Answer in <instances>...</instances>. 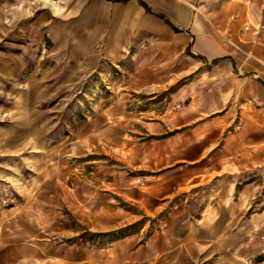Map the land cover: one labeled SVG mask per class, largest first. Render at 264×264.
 <instances>
[{"label":"crops","instance_id":"obj_1","mask_svg":"<svg viewBox=\"0 0 264 264\" xmlns=\"http://www.w3.org/2000/svg\"><path fill=\"white\" fill-rule=\"evenodd\" d=\"M4 1L0 0V156L5 160L16 156L24 165L21 152L40 151L48 144L41 130L45 111L37 106L46 90L44 63L38 55L43 48L42 30L54 49L48 76L57 75L59 53L78 55L81 61L75 70L96 76L129 72L142 58L141 84L163 76H184L186 68L196 67V160L212 147L217 129L234 124L235 113L240 116L219 152L224 155L220 160L224 170L216 175L196 168V187L219 175L226 181L220 186L203 185L196 190V202L190 204L197 214L193 264H264V0H62L58 10L51 4L38 16H29L27 24L22 10L17 11L16 29L5 20ZM26 54L32 55V67ZM123 58L127 60L122 65ZM233 63L242 76L215 75L218 68ZM202 65H209L207 74L200 73ZM234 95L240 98L237 106L232 105ZM119 108L116 101L102 113L119 114ZM220 109L224 122L215 116L200 122L202 113ZM106 121L102 120L101 129ZM101 133L97 143L106 142ZM45 156L31 183L18 179L23 165L6 166L10 176H5L17 183L18 197L27 194V199L0 205V264H67L66 259L45 257L35 243L44 238L40 225H50L56 216L60 172L64 179L70 178L59 169L58 156ZM216 158L210 156L209 161ZM166 241L162 239L159 253L147 249L145 259L171 253L170 240ZM133 253L128 257L134 259Z\"/></svg>","mask_w":264,"mask_h":264},{"label":"rangeland","instance_id":"obj_2","mask_svg":"<svg viewBox=\"0 0 264 264\" xmlns=\"http://www.w3.org/2000/svg\"><path fill=\"white\" fill-rule=\"evenodd\" d=\"M62 2L5 0L1 10L16 29L17 11L22 10L27 24L29 16H38L51 4L58 10ZM40 39L43 48L38 55L44 63L42 87L46 90L37 106L45 111L41 130L48 144L40 151L21 152L20 157L26 158L24 165L16 156H8V160L0 156V205L8 207L14 201H22V197L27 199V194L18 197L17 183L5 176H10L6 166L23 165L18 179L31 183L39 160L50 153L58 156L59 169L66 170L70 178L64 179L65 174L60 172L63 179L58 180L56 216L50 225H40L44 238L35 243L45 257L66 259L67 264H176L180 256V264L195 263L197 214L190 204L196 202V190H202L203 185L220 186L226 181L219 175L196 187V168L216 175L224 170L220 161L224 155L219 152L224 150L225 137L236 127L240 114H234L230 127L217 129L212 147L205 148L196 160V67L186 66L184 76H163L162 80L141 84L139 76L144 75L138 71L145 67L140 63L142 58L129 72L123 69L116 76H96L75 70V64L81 61L78 55L59 53L55 58L57 75L48 76V62L54 60L49 55L53 48L46 31H41ZM35 52L37 56L36 49ZM25 58L31 66L32 55L26 54ZM126 60H121L122 65ZM207 67L202 65L200 73L207 74ZM220 74L242 76L234 63L218 68L215 75ZM116 101L120 104L119 114L102 113ZM239 101V97L232 96V105ZM223 114V109L202 113L200 122L213 116L224 122ZM113 115L114 121L109 119ZM104 119L108 121L101 129ZM207 128L202 131L207 132ZM102 131L106 142L97 143ZM210 156L217 158L209 161ZM70 182L78 194L68 189ZM162 186L161 191H154ZM162 239L170 240L173 251L146 260L147 249L152 247L159 253ZM131 252H136L132 254L134 259L128 257Z\"/></svg>","mask_w":264,"mask_h":264},{"label":"trees","instance_id":"obj_3","mask_svg":"<svg viewBox=\"0 0 264 264\" xmlns=\"http://www.w3.org/2000/svg\"><path fill=\"white\" fill-rule=\"evenodd\" d=\"M142 4H143V2H142Z\"/></svg>","mask_w":264,"mask_h":264}]
</instances>
